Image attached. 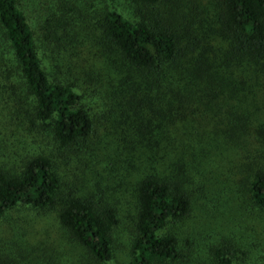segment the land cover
Returning <instances> with one entry per match:
<instances>
[{
    "label": "trees",
    "instance_id": "1",
    "mask_svg": "<svg viewBox=\"0 0 264 264\" xmlns=\"http://www.w3.org/2000/svg\"><path fill=\"white\" fill-rule=\"evenodd\" d=\"M119 1L126 7H86L80 21L121 64L111 105L124 128L113 141L141 173L130 191L81 95L45 71L43 47L60 46L69 22L51 14L37 34L17 0H0V264H41L52 224L98 264H113L122 226L130 264H254L264 235V0ZM208 179L236 194L238 227L191 261L178 228L194 205L212 213L197 198Z\"/></svg>",
    "mask_w": 264,
    "mask_h": 264
},
{
    "label": "rangeland",
    "instance_id": "2",
    "mask_svg": "<svg viewBox=\"0 0 264 264\" xmlns=\"http://www.w3.org/2000/svg\"><path fill=\"white\" fill-rule=\"evenodd\" d=\"M108 1L17 0L19 8L37 34L42 33L41 28L44 27L43 24H39L44 23L49 16L51 17V14L62 16L63 19L65 18L69 22L67 28L66 26L63 27L66 33L62 35L60 46L51 41L50 46L43 47L49 52V59L47 63L45 62V71L50 78L57 76L71 83L74 90L81 95L82 104L97 120L98 134L108 137L114 146V157L110 159L111 168L116 173L121 174L123 182L127 184L130 191V186L141 178V173L130 168L129 162H126V152L116 146V142L113 141V139H118L115 136L116 126L124 128V125H121V118L117 119L118 111L114 110L111 105L112 102L115 105L113 94H116V90H120L118 88L120 83L115 84V82L121 64L113 63L110 57L107 60L104 58L100 47L96 44V41H99L97 31L91 27L92 24L88 25L89 29H84L89 19L85 23L80 21L85 15L83 11L86 7L101 8ZM113 4L126 7L125 1L115 0ZM74 24L83 29L78 31V29H75L77 27L73 28ZM42 42L47 41H44L41 36L40 43ZM44 50L42 49V51ZM114 69L118 73L114 72ZM126 73L123 75H126ZM123 75L121 78H124ZM113 131H115L114 134ZM210 181L208 179L197 185L199 191L197 198L201 202L203 200L208 201L207 207H212L209 208L212 213L202 212L203 205H194L193 215L189 222L182 228H178L182 235L183 232H188L190 235L187 241L183 236L178 249L191 261L206 256L209 244L223 238L224 233L227 232L225 230L238 227L236 208L240 201L236 194L232 196V189L227 186L228 184L226 185L221 181H216L217 183L211 181V184H215L214 188H216L212 190L208 186ZM205 196H207V199H204ZM198 218L201 220L196 222ZM195 222L196 224H194ZM172 231L177 234L175 228ZM43 233V237L47 238L45 240L49 249L42 254L41 264H98L83 247L74 242L67 232L59 226H53L52 224L48 234H45L44 231ZM128 234L127 226L125 229L122 226L113 232V264H130L131 254ZM255 238L256 249L252 253L251 260L254 264H264V235L255 236Z\"/></svg>",
    "mask_w": 264,
    "mask_h": 264
}]
</instances>
